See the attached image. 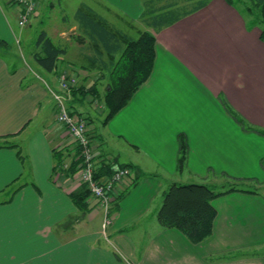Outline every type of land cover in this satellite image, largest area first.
Wrapping results in <instances>:
<instances>
[{"label":"crops","instance_id":"obj_1","mask_svg":"<svg viewBox=\"0 0 264 264\" xmlns=\"http://www.w3.org/2000/svg\"><path fill=\"white\" fill-rule=\"evenodd\" d=\"M143 2L151 13L142 19ZM194 2L82 0L72 24L56 22L49 31L39 24L55 45L67 48L56 73L39 67L34 52L29 58L36 66L26 58L23 65L16 52L0 53V143H14L24 155L20 160L16 148L0 147V264H264L261 193L234 191L214 198L212 232L198 244L175 228L152 231L158 224V208H152L165 184L228 176L264 189V134L256 131L264 130V41L225 0H208L174 23L154 27L158 16ZM17 8L0 0V39L9 47ZM38 10L31 22L39 23ZM143 31L155 37L149 77L105 125L93 131L87 125L97 169L131 164V172L142 173L110 209L111 222L103 230L97 202L86 197L82 210L71 199L82 187L68 169L77 149L54 121L49 89H59L58 77L65 73L89 80L85 88L95 96L99 87L105 89L100 81L125 45ZM179 135L188 153L178 173ZM125 187L122 181L117 194ZM151 212L145 220L151 233L135 230Z\"/></svg>","mask_w":264,"mask_h":264},{"label":"trees","instance_id":"obj_2","mask_svg":"<svg viewBox=\"0 0 264 264\" xmlns=\"http://www.w3.org/2000/svg\"><path fill=\"white\" fill-rule=\"evenodd\" d=\"M195 1L191 6L183 9H174L158 16V23L154 27L170 25L180 19L183 15L190 11H195L204 5L208 0H187ZM228 4L236 8L241 14L245 27L250 30L252 28H259V38L264 41V0H237L240 1V9L234 3V0H225ZM144 3V2H143ZM149 3L145 2L144 7L146 11L142 19L151 13ZM167 7H172L169 4ZM165 8V7H164ZM147 19V17H146ZM38 52L34 53V60L39 67L46 72L56 73L58 70L61 56L66 53V46L55 45L44 32H40L35 41ZM154 43L155 37L149 31H143L140 36L134 40H129L116 60L113 68L109 72L108 83L104 89L102 100L105 108V115L102 120V125H105L120 109H122L130 100L136 90L149 77L154 64ZM0 48L9 49L8 44L0 39ZM91 92L83 86L76 87L72 90L73 98L69 102L70 113L80 117L81 113L75 109L77 103L85 101L87 95ZM93 93V92H91ZM93 100L99 97V93L95 92ZM91 96V95H90ZM228 111L230 108L227 107ZM230 113H232L230 111ZM83 118V117H81ZM87 124L92 122L91 118L85 117ZM240 122V119L235 117ZM90 120V122H88ZM264 134V130H256ZM92 137H95L92 132ZM98 137V135H96ZM0 147L16 148L17 145L10 143L5 139L0 143ZM77 154H78V148ZM18 157L21 160L20 150L17 149ZM57 159H61L60 150L53 151ZM188 153V145L183 135L178 137V156L176 162L177 172H182L185 169L186 159ZM76 162L68 167L71 172L75 173ZM127 167L130 169L134 167L131 164H114L113 166L103 165L97 169L95 176L102 178L110 176L115 169ZM132 173H130L131 175ZM129 175V176H130ZM142 176V173L131 177V181L126 187L116 194L111 204V209L114 210L118 206V201L127 193V191L137 183ZM223 179L228 184L227 188L221 190L214 189V185L205 183H187L178 184L172 183L169 188L163 193V199L159 209L156 212V219L163 228H175L184 234L188 241L192 244H198L210 236L212 232V225L216 215V210L212 205V200L216 197L225 195L234 191H242L249 193H257L256 191L239 189L238 183L254 184V181L248 179H234L228 176H220L215 179ZM222 180V181H223ZM90 196L89 190L82 186L81 189L71 195L73 203L82 210H86L85 198Z\"/></svg>","mask_w":264,"mask_h":264},{"label":"built area","instance_id":"obj_3","mask_svg":"<svg viewBox=\"0 0 264 264\" xmlns=\"http://www.w3.org/2000/svg\"><path fill=\"white\" fill-rule=\"evenodd\" d=\"M9 2L19 8L18 24L20 26H26L38 8V0H9ZM58 82L59 89H49L54 100V119L64 126L69 138L78 148L76 178L81 186L89 190L91 199L97 202L98 207L102 209L104 230L111 222L109 212L114 196L117 194V186L130 175L131 171L127 167H121L115 169L105 179L95 176L97 172L95 146L88 132L87 121L84 118L73 116L69 108L70 93L72 88L76 87L77 80L62 73L58 77Z\"/></svg>","mask_w":264,"mask_h":264},{"label":"rangeland","instance_id":"obj_4","mask_svg":"<svg viewBox=\"0 0 264 264\" xmlns=\"http://www.w3.org/2000/svg\"><path fill=\"white\" fill-rule=\"evenodd\" d=\"M82 0H39V7H38V11H39V23L38 21H33L31 22V20L29 21L30 25H26V26H20L18 24V16H16L18 14L17 9L13 11L14 14H11V25H12V30L14 31V33L11 32L10 37L8 38L7 42H9L11 44V46L9 48L11 49H4V48H0V53L2 55L6 53H13L16 52L19 56V59L21 60V63L24 65L25 61L24 59H28L31 64L33 66H36V64L34 63V61L32 60V58H29V53L31 52H38V49L35 48L36 46V39L37 36L41 30V26L39 24H43L45 25L44 27H46L49 31L48 26H50L51 28H53V23L55 24L56 22L58 23L57 25L63 26V24L65 26L69 25L70 23H73L74 20V12H75V6L77 7V5L81 2ZM234 3H236V6L240 9L241 3L240 1L234 0ZM10 8V6L8 7ZM7 7L4 6V10H6ZM63 11L65 12V14L63 13ZM64 15H66L65 20H63ZM32 19V18H31ZM111 20V18L109 19ZM112 21V20H111ZM119 24V23H117ZM259 31V28H257ZM9 51V52H7ZM108 79L109 76H104V79L101 80V84L105 85L108 83ZM77 86L78 84H80L81 86L87 87L89 85V80L85 81V83L82 81V78L80 77L79 81H77ZM84 84V85H83ZM89 87V86H88ZM75 88V87H74ZM72 88V90L74 89ZM99 97L94 98L91 97L90 95H88L85 99V101H82L81 103V107H79L78 105L75 106V109L77 111L81 110V111H86L90 114L89 117L91 118L90 120H92V122H90V120H88V126H90L89 128H91V130L93 131L96 128H100L102 127V120L104 118L105 115V108L103 105V100H102V95H103V87H99ZM72 95V93H70ZM72 98V96L70 97V99ZM54 109H53V117H54ZM55 121V119H54ZM57 122V121H55ZM58 123V122H57ZM69 136V135H68ZM99 144V141H98ZM105 148L101 147L99 150H104ZM107 149V147H106ZM18 150H20L18 148ZM108 154V153H107ZM20 155L22 158H24L23 155V151H20ZM132 174L126 178H124L123 180V184L127 185L130 181H131V177H135V172H131ZM213 177V176H211ZM221 178L216 179L215 178H211L208 182L209 185H214L212 187H214V189L217 190H221L222 188H227L228 184L225 182V180H223ZM201 183V182H200ZM165 190L164 192L169 188L170 185L165 184ZM237 188H241V189H246V190H251V191H256L257 193H261L264 196V189L262 187H259L258 184H250V183H238ZM116 196V195H115ZM114 196V197H115ZM163 199V194L160 195L153 208H152V212L155 210L154 208H158L161 205ZM152 212L151 215H148V217L144 218V221H140L138 222V228L135 230H138V232L140 231H149L151 233V230L147 227V224H145V220H150V217L152 216ZM153 221H154V216H153ZM158 222V221H157ZM156 222V223H157ZM156 226V230H152L153 232L155 231H161V230H167L170 228H163L159 222L158 224H155Z\"/></svg>","mask_w":264,"mask_h":264}]
</instances>
